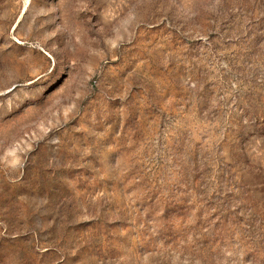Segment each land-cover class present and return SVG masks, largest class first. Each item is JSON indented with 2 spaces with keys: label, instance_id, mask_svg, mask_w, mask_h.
Listing matches in <instances>:
<instances>
[{
  "label": "rangeland",
  "instance_id": "1",
  "mask_svg": "<svg viewBox=\"0 0 264 264\" xmlns=\"http://www.w3.org/2000/svg\"><path fill=\"white\" fill-rule=\"evenodd\" d=\"M0 264H264V0H0Z\"/></svg>",
  "mask_w": 264,
  "mask_h": 264
}]
</instances>
